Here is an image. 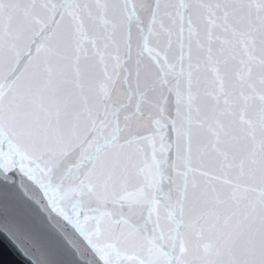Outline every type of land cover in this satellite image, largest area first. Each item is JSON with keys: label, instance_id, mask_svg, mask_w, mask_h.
<instances>
[{"label": "snow or ice", "instance_id": "snow-or-ice-1", "mask_svg": "<svg viewBox=\"0 0 264 264\" xmlns=\"http://www.w3.org/2000/svg\"><path fill=\"white\" fill-rule=\"evenodd\" d=\"M0 231L30 264H264V0H0Z\"/></svg>", "mask_w": 264, "mask_h": 264}, {"label": "water", "instance_id": "water-1", "mask_svg": "<svg viewBox=\"0 0 264 264\" xmlns=\"http://www.w3.org/2000/svg\"><path fill=\"white\" fill-rule=\"evenodd\" d=\"M0 264H30L0 231Z\"/></svg>", "mask_w": 264, "mask_h": 264}]
</instances>
